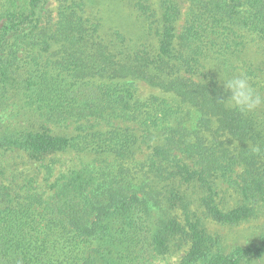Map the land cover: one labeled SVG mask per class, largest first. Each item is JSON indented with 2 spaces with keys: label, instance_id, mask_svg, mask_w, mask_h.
I'll return each instance as SVG.
<instances>
[{
  "label": "trees",
  "instance_id": "trees-1",
  "mask_svg": "<svg viewBox=\"0 0 264 264\" xmlns=\"http://www.w3.org/2000/svg\"><path fill=\"white\" fill-rule=\"evenodd\" d=\"M239 74L264 95V0H0V264H264V106L216 101Z\"/></svg>",
  "mask_w": 264,
  "mask_h": 264
},
{
  "label": "rangeland",
  "instance_id": "rangeland-1",
  "mask_svg": "<svg viewBox=\"0 0 264 264\" xmlns=\"http://www.w3.org/2000/svg\"><path fill=\"white\" fill-rule=\"evenodd\" d=\"M50 7L54 8V2H51ZM187 7L188 5H184V14L182 17V20L180 22V27L183 25L185 18H186V13H187ZM134 85L137 89L138 92V96L141 99H146L149 98L152 95H158L161 97H166L168 99H170L173 103H177V99L174 98L172 96V94H168L165 93L157 88H153L150 85H148L147 83H145L144 81L141 80H135ZM187 109H192L189 106H186ZM191 116L189 117V121H188V125L191 128H195L196 123H197V119L199 117V114L192 109L191 110ZM8 118V115L6 113H2V121H4V119ZM25 154H20L19 159H17V163L19 165V168L17 171H21L23 172L24 175H33L39 179H42L44 176V170L45 169H41L39 164L40 162H35V161H30L28 159V157L24 156ZM57 159H59V162L56 163V165H54L56 172L58 171H67L69 170L71 167H73L75 164H78V160L79 158L75 157L74 155L71 154H59V155H55ZM50 158V157H49ZM172 262L175 263L176 259H174V257L172 258Z\"/></svg>",
  "mask_w": 264,
  "mask_h": 264
},
{
  "label": "clouds",
  "instance_id": "clouds-1",
  "mask_svg": "<svg viewBox=\"0 0 264 264\" xmlns=\"http://www.w3.org/2000/svg\"><path fill=\"white\" fill-rule=\"evenodd\" d=\"M218 83L223 88V93L216 101L226 108L247 115L264 106V95L257 94L247 76L239 74L224 79L220 76ZM252 151L259 152L260 149L254 147Z\"/></svg>",
  "mask_w": 264,
  "mask_h": 264
}]
</instances>
